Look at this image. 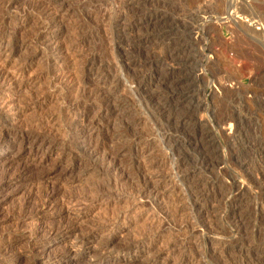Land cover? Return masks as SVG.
I'll use <instances>...</instances> for the list:
<instances>
[{
    "label": "rangeland",
    "instance_id": "obj_1",
    "mask_svg": "<svg viewBox=\"0 0 264 264\" xmlns=\"http://www.w3.org/2000/svg\"><path fill=\"white\" fill-rule=\"evenodd\" d=\"M46 1L0 0V20L14 14L16 17L4 31L15 37L10 45L4 44L13 55L4 59V53L0 65L5 60L4 72L15 74L23 62L30 60L33 64L24 77L28 80L25 90L17 88L15 100L7 106L15 107L14 114L0 110V130L35 133L47 139L45 146L21 145L20 139L0 145V264H184L194 259L192 264H264V0H115L122 9L126 34L117 44L127 62L135 63L127 73L121 89L124 92H119L130 114L121 117L120 111L112 109L117 97L110 95L109 89L100 92L101 99L108 97L110 109L99 119V99L88 103L91 111L87 116L95 117L87 121L96 126L91 142L115 154L116 165L129 179L126 187L123 184L125 190H130L138 178H147L150 160L165 161L154 170L156 179L174 178L171 166L178 160L183 163L181 171L195 174L184 184L166 185L156 205L144 199L149 207L133 211L115 233H100L81 245L75 244L80 250L96 249V254L103 257L100 263L81 253L58 260L54 255L46 257L44 251L49 248L55 255L67 252L73 238L68 237L66 227L78 225L79 233L84 235L95 230L104 216L103 205L92 208L67 201L76 196L90 197L101 190L103 179L95 167L103 166L100 161L91 165L79 150L84 149L81 142L89 132L77 135L74 131L76 138L68 137L70 130L65 126L71 120L77 121L80 114H68L66 110L83 101L79 90H69L88 80L79 77V66L89 53L95 51L102 64L116 68L117 48L111 43V23L100 22L101 14L89 9L88 0H62L65 7L59 19L63 22L55 30L49 29L47 16L36 13L37 5L43 7ZM102 1L110 7L114 0ZM9 4H16L13 7L18 9L12 7L16 12ZM22 8L30 13L23 14ZM219 16L221 19H216ZM38 34H47L61 43L62 58L63 53L69 54L63 58L68 67L54 73L63 81L55 89L51 85L54 74L46 68L55 55L46 42L37 43ZM79 38L86 39L89 47L84 52H67L69 44L65 42ZM132 75L138 79L134 84ZM137 84L144 94L136 91ZM39 88L49 90V99L39 101L40 108L33 110L27 104L32 103ZM29 93L34 97L30 98ZM134 121L139 126L130 128ZM137 132L152 144V136L158 141L166 134L168 145L160 139L141 165L130 152L135 148L133 136ZM118 147L122 152L115 151ZM187 185L193 188L188 197L191 200L174 201ZM46 197L50 198L49 206H43ZM126 206L125 210L131 209ZM47 229L64 232L40 241ZM153 229L160 236L143 241ZM106 241L114 244L108 252L101 247Z\"/></svg>",
    "mask_w": 264,
    "mask_h": 264
},
{
    "label": "bare ground",
    "instance_id": "obj_2",
    "mask_svg": "<svg viewBox=\"0 0 264 264\" xmlns=\"http://www.w3.org/2000/svg\"><path fill=\"white\" fill-rule=\"evenodd\" d=\"M46 1V0H45ZM80 1V0H79ZM120 1V0H119ZM47 4H45V6L43 7H38L37 5V8H36V13H40L41 15L43 16H47L48 20H47V25L50 26L49 29L51 30H55V29H59L60 26H61V23L63 22L62 20H60L59 18V13L60 11L65 7L63 5V2L62 0H50V1H46ZM85 2V1H84ZM82 1V3H84ZM116 2L115 0L113 1L112 4H110V7H108V2H104L102 0H88V6H89V9H92L93 12H96L98 11L102 17L100 19V22H105V23H111L112 25V30H113V33H112V42L111 43H115V48L116 49V60H117V63H118V66L115 67L116 68H113L112 66H108V65H104V63L102 64V60L100 61V58L101 57H98V54H96L95 51H91V53H89L87 59H85L83 61V63L81 64L80 67V70H79V77L82 79H84L85 77L88 78V80H82L79 84L78 87L76 88H70L69 92H73L75 90H79V92H81V96L83 98V101L82 102H76L75 104H71L70 107L66 110V112L68 114L70 113H79L80 114V117L78 118L77 121L75 122H69L67 123V125L65 126L67 130H70V134H69V138H76L72 132L74 131H78L75 132L77 133V135H80V134H84V133H87L89 132V136L90 138H86L83 140V142L81 143H84L83 145H85L84 149H79L80 152H82V154L84 156H86V158L89 160V162L91 163V165H95V162H96V165L97 163H99V161L101 162L100 163V166L102 164L103 168H98L97 166L95 167L96 170H97V174L101 177V179H103V182L102 181H99L98 183H103V188L101 186H98V187H101L102 189L99 191H97V193L94 191L93 193H95L94 195H91L90 197L89 196H86L84 198H81V199H78L77 196L76 198L75 197H71L69 198V201L70 203H74L76 205H80V204H85L84 206H88V207H98V206H102L103 205V210H104V216L102 218H100V220L98 221V227L95 228V230H89L88 232H86L84 235L80 234L79 231L81 230V228L78 227V225H76L78 223L79 220L83 219L84 217H78L77 220L75 221V225L76 226H72V227H66L65 230H66V233L68 234V237L69 238H73V244L70 245V247L67 249V252L65 253H62V254H51L50 251L48 249H45L44 251V254L46 255V257H49V256H53L55 258H57L58 260L60 259H63L64 257H75L77 256L78 254L80 255L81 254H85L87 255L90 260L93 259L94 261L100 263V261L103 259L102 255H98L96 254L97 251L96 249H84V250H80L81 248L78 247L79 245H75L76 243L78 244H82L84 243L86 240L88 239H92V238H95L97 236V234H102V233H107V234H112V233H115V231L117 230L118 226L121 225V224H124V222L126 221V219H128V216L133 212V211H141L142 208H146V207H149L150 203L152 202L154 205H156V203L158 202L159 199L162 198V196L164 195L163 193V188L167 185V186H171V187H176L177 184H184L185 181L188 180V178H190L191 176H193V171L191 172H188L190 170H184L186 172H183V170L181 171V168L183 166V163L180 162L179 160L177 162L174 163L172 167L173 169V172H172V176H174V178H172L171 176L170 177H165V176H162V177H159L156 179V176H153L154 174V170L156 171L157 168H160L164 165L165 161L161 162V161H158V162H152L151 160L148 162V167L146 169L147 172H149V175H147L146 179L145 180H142L140 178H138L137 176V182L134 184L133 187L130 188V190H125L124 187H126V183L129 181V179H127V176H125L123 174V171L120 170V166L118 167L116 165V157H115V154H110L108 153L109 149H105V147L101 146L99 143H92L91 142V138H92V133H94L95 129H96V126H94L93 122H90V121H87L88 117L90 118V116H87L89 113H90V108L88 107V103H90V101L92 99H95L97 101L96 98L99 99V109L96 110V115H97V118L100 119V117H105L106 115H103V112L108 110L109 108V101H108V97L107 98H103L101 99V97H99V93L102 92V91H108V89L110 90L109 92L111 93L110 95H114L117 97V99H113L114 102H113V107L112 109H115L116 112H119L121 113V117H126L128 116L130 113L127 112V106L125 104V102L123 100L125 99H122L120 97H122L123 94H119V92L121 91V89H123L125 87V80L128 79V76H127V73L129 70L132 69V66L133 64H131L130 62L128 63L127 62V59H126V55L123 53L122 49L119 47L120 44L118 45L117 43H120L121 41L123 42V39L126 38V34H125V26H123L122 22H123V16L120 14L122 11L121 6H116L117 4L114 3ZM18 3V2H17ZM39 4V3H38ZM43 4V3H41ZM81 4V3H80ZM10 5V4H9ZM14 5L16 4H11L10 5V8L13 9L15 7H13ZM82 6H84L82 4ZM86 6V5H85ZM13 7V8H12ZM17 7H19L17 5ZM22 7V6H21ZM24 7V6H23ZM29 7V5H28ZM27 6L26 8L29 9ZM8 8V7H6ZM34 8V9H35ZM15 9H18V8H15ZM31 9V8H30ZM33 9V7H32ZM237 9V8H236ZM242 9V8H241ZM14 10V9H13ZM15 11V10H14ZM23 14L26 13H30L28 12V10H24L23 8L20 10ZM38 11V12H37ZM109 11V12H108ZM234 11V10H233ZM241 10H238L237 13H240ZM10 12V11H9ZM13 12V11H12ZM16 12V11H15ZM33 12H35L33 10ZM91 12V10H90ZM92 12V13H93ZM111 12V13H110ZM11 13V12H10ZM35 13V14H36ZM38 13V15H39ZM97 13V12H96ZM230 12H227L226 14H228ZM236 13V14H237ZM242 13H244V10L242 11ZM242 13L240 15H242ZM8 14V13H7ZM12 14V13H11ZM21 14V13H20ZM25 14V15H26ZM33 14V13H31ZM124 14V12H123ZM225 14V15H226ZM232 14V12L230 13ZM229 14V15H230ZM235 14V16H236ZM245 14V13H244ZM243 14V15H244ZM10 15V14H9ZM15 15V14H14ZM13 16H8L7 18H4L2 20H0V44H1V47H0V58L1 56L5 53H7V55L5 56L4 59L6 58H9L12 54V51L11 50H8V46H4L5 43H7L6 45H10L12 42L16 41L14 40V36L12 35H5L4 31L6 30V28L8 27L9 23L12 21V20H15L16 17ZM22 15V14H21ZM99 15V14H98ZM228 15V17H229ZM6 16V15H5ZM19 16V15H18ZM95 16V14L93 15ZM233 16V15H232ZM239 16V15H238ZM62 17V16H61ZM85 17V16H84ZM91 17L92 15L90 16L89 14V20H91ZM98 17V16H97ZM227 17V18H228ZM231 17V16H230ZM237 17V16H236ZM2 18V17H1ZM36 18V17H35ZM44 18V17H42ZM227 18H222L224 20H226ZM235 18V17H234ZM233 18V19H234ZM239 18H241L239 16ZM239 18H236V19H239ZM243 18V17H242ZM39 19V18H38ZM95 19H98L95 17ZM216 19H221V16H219V18L217 17ZM231 20V18H228V20ZM45 20V19H44ZM87 20V19H86ZM46 21V20H45ZM98 21V20H97ZM235 21V20H234ZM244 21V20H242ZM246 21V20H245ZM230 22V21H229ZM232 22V20H231ZM240 22V21H239ZM261 22V21H259ZM46 23V22H45ZM116 24L117 26L114 28L113 25ZM249 25V23H247ZM246 24V25H247ZM255 24V23H254ZM253 23H251V25H254ZM263 24V23H262ZM110 25V24H109ZM243 25V24H242ZM261 25V24H260ZM250 26V25H249ZM256 26V29H257V25L255 24L254 27ZM259 26V24H258ZM264 26V24H263ZM261 26V27H263ZM110 27V26H109ZM249 28V27H248ZM251 30V28H249ZM264 29V28H263ZM58 31V30H57ZM48 32V31H47ZM41 33V32H40ZM51 33V32H50ZM49 33V34H50ZM74 33V32H73ZM81 33V32H80ZM258 33V32H257ZM37 34V33H36ZM75 35V34H74ZM77 35V34H76ZM84 35V34H83ZM35 36V35H34ZM38 36L37 37V43L42 41V42H46V44H48L49 46V50L55 55V58L53 61H51L50 63H46V68L48 69L47 71L50 70L51 73H60L61 70H64L66 68V66L68 67V65L64 62L63 58L67 59L68 57V53H63L65 55H63V58H62V50H63V47L62 45L56 43V41H54V39H51L47 34H38L36 35ZM33 39V38H32ZM76 39V38H75ZM80 40H75L74 42L77 44H72L74 43L73 41L70 42V43H66L65 44H69V46L67 47L66 51L69 52V53H75V52H84L85 51V48L89 47L88 45H90L86 39H83V38H79ZM14 40V41H13ZM67 40V39H66ZM31 41V39H30ZM106 41V40H105ZM23 42V41H22ZM32 42V43H31ZM30 44H33V41H31ZM156 42V41H155ZM25 43V42H24ZM36 44V43H35ZM16 45V43H15ZM26 45H28L26 43ZM43 45V44H42ZM45 45V44H44ZM94 45V44H93ZM100 45V44H99ZM123 45V44H122ZM20 46V45H19ZM46 46V45H45ZM64 46V45H63ZM66 46V45H65ZM92 46V45H91ZM95 46V45H94ZM146 46V45H145ZM31 47V46H30ZM102 47V45H101ZM21 49V47H19ZM91 48V47H90ZM22 49H27V47L25 48H22ZM102 49V48H101ZM37 50V49H36ZM35 50V51H36ZM47 50V49H46ZM65 50V49H64ZM87 50V49H86ZM90 50V49H89ZM88 50V51H89ZM96 50V49H95ZM17 51V50H16ZM33 51V50H32ZM38 51V50H37ZM87 51V52H88ZM100 51V50H99ZM104 51V50H103ZM106 51V50H105ZM50 52V53H51ZM78 52V53H79ZM125 52V51H124ZM99 53V52H97ZM4 54V55H5ZM100 54V53H99ZM19 55V54H18ZM26 55V54H25ZM86 55V56H87ZM74 56V54H73ZM103 56V55H102ZM105 56V55H104ZM17 58V57H16ZM81 58L84 59V57L82 56ZM86 58V57H85ZM113 58V57H112ZM3 59V60H4ZM129 60V59H128ZM30 61V60H29ZM27 62L26 64H23L21 65V69L19 70V73H15V74H8V72L6 73V71L4 72V64H5V60L2 62V64L0 65V110L1 109H4V110H8L10 113L15 110L14 108H12L11 106L10 107H7L9 105V103L13 102L15 100V97L17 96L16 94H18L19 91H17V88H19L20 91H22V88L27 84L28 80L25 81L24 80V77L26 75V72L28 70H30L32 67H33V64L31 62ZM26 62V61H25ZM101 62V63H100ZM116 62V61H115ZM114 62V63H115ZM69 64V63H68ZM77 66V65H76ZM134 67V66H133ZM39 70V69H38ZM78 71V70H77ZM38 73V72H37ZM41 73V72H40ZM57 73V75H59ZM69 75V74H68ZM135 76V75H134ZM54 79L53 82L51 83V85L53 86L52 88H56L59 86V84H61L62 79H59L55 74L53 75ZM62 76L60 75V78ZM66 77V76H65ZM133 77V75H132ZM79 78V79H80ZM132 79V82L133 81H137L138 79L136 77H133L131 78ZM64 80V79H63ZM31 81V80H30ZM29 81V82H30ZM34 81V80H33ZM36 81V80H35ZM40 81V80H39ZM73 81V80H72ZM26 83V84H25ZM131 83V82H130ZM138 83V82H135V84ZM33 84V83H32ZM134 84V82H133ZM78 85V84H77ZM29 86V85H28ZM132 86V84H131ZM129 85V87H131ZM135 87V86H133ZM42 88V87H41ZM24 89V88H23ZM46 89V88H45ZM25 90V89H24ZM49 90H44V89H41L39 88V90L37 91V96L33 99L32 103L30 102V104L28 103L27 107H31L33 110L34 109H38L40 108L39 106V101H42V103L44 101L47 100L48 98V92ZM136 91L139 92V94L143 93L144 91L142 90V88L138 87V84L136 86ZM148 91V90H147ZM51 92V91H50ZM77 92V91H76ZM122 92V91H121ZM120 92V93H121ZM124 92V91H123ZM122 92V93H123ZM13 93V94H12ZM103 93V92H102ZM105 93V92H104ZM135 93V92H134ZM30 94V98H33L34 97V94L31 95ZM144 94V93H143ZM142 94V95H143ZM106 95V94H105ZM141 95V96H142ZM80 96V95H79ZM80 96V97H81ZM109 96V95H108ZM113 96V97H114ZM124 96V95H123ZM135 96V94H134ZM137 96V95H136ZM79 97V98H80ZM110 97V96H109ZM112 97V98H113ZM78 98V97H77ZM76 98V99H77ZM111 98V97H110ZM139 98V96H138ZM29 99V98H28ZM49 99V98H48ZM80 100V99H79ZM78 101V100H77ZM94 102V101H93ZM41 103V102H40ZM31 105V106H30ZM39 105V106H38ZM14 106V105H13ZM24 109V108H23ZM110 109V108H109ZM94 110V111H95ZM16 111V110H15ZM139 111V110H138ZM162 112V111H161ZM16 113V112H15ZM94 113V112H93ZM14 114V113H13ZM12 114V115H13ZM66 114V113H65ZM95 114V113H94ZM105 114V113H104ZM107 114V113H106ZM67 115V114H66ZM92 117H95V116H92ZM92 117L90 119H92ZM105 119V118H104ZM103 119V120H104ZM89 120V119H88ZM97 120V119H96ZM105 122L107 120H104ZM101 122V121H100ZM102 123V122H101ZM108 124V122H106V125ZM155 124V123H154ZM6 125V124H5ZM97 125V123H96ZM100 125V124H99ZM105 125V126H106ZM104 126V125H103ZM134 126H139L138 123H136V121H134L133 123H131L129 125L130 128H133ZM98 127V125H97ZM100 127V126H99ZM127 127V126H126ZM101 128V127H100ZM98 130V129H97ZM129 130V129H128ZM140 130V129H139ZM149 130V129H148ZM125 131V130H124ZM130 131V130H129ZM97 132V131H96ZM142 132V131H141ZM138 133V132H137ZM140 133V132H139ZM135 134L133 136L134 140V149H132L130 152L133 153V158L136 160L138 159L137 162H141V160H143V164H144V161L146 162V160L148 159V157L151 155V150H154L158 147L157 144L159 143H156L158 141H162L163 144H165L166 142H168V137L166 134H163V135H160L161 138L157 141L156 140V137L152 136L155 140V143L152 144L149 142L148 139H146L147 137L143 138V135L142 134ZM153 134V133H152ZM155 134V133H154ZM46 135V134H45ZM85 135V134H84ZM88 135V134H87ZM145 135V134H144ZM173 135V134H172ZM97 136V135H96ZM147 136V135H146ZM158 136V137H160ZM108 137V136H107ZM157 137V138H158ZM50 138V137H49ZM96 138V137H94ZM20 139V142H21V145L22 144H25V145H28V146H31V147H34L35 145H38V146H43L46 142H47V139L44 138V137H41L39 135H36L35 133H18L16 131H12V130H0V145L4 142V141H7V143L11 142V144H14L16 143V141L18 140L19 141ZM68 139V138H67ZM98 139V138H97ZM73 140V139H71ZM78 140V139H77ZM82 140V139H81ZM104 140V139H103ZM74 141V140H73ZM105 141V140H104ZM99 142V141H98ZM18 143V142H17ZM104 144V143H103ZM9 145V144H8ZM81 145V144H80ZM165 145H168V143H166ZM45 146V145H44ZM105 146V145H104ZM157 146V147H156ZM21 147V146H20ZM107 147V146H106ZM123 147V146H122ZM119 148V147H118ZM133 148V147H132ZM168 149V148H167ZM113 150V149H112ZM111 150V152H113ZM115 151H118V152H122L121 148L119 149H115ZM187 151V150H186ZM190 151V150H189ZM178 154V153H177ZM122 156V155H121ZM132 156V155H131ZM132 159V158H131ZM140 159V160H139ZM133 160V159H132ZM1 161V160H0ZM134 162V160H133ZM132 162V163H133ZM138 163V164H139ZM190 163V162H189ZM135 164V163H134ZM138 164L136 166H138ZM141 164V163H140ZM90 165V164H89ZM119 165V164H118ZM142 165V164H141ZM197 166V165H196ZM94 167V166H93ZM137 168V167H136ZM140 168V166H139ZM93 169V168H92ZM171 169V170H172ZM202 169V168H201ZM95 170V171H96ZM196 170V169H195ZM83 171V170H82ZM93 172H94V169H93ZM162 172V170H161ZM167 172V171H166ZM156 173V172H155ZM112 175L111 177L113 178H108V176ZM162 174V173H161ZM145 176V175H144ZM158 176V175H157ZM132 177V176H131ZM99 178V177H98ZM143 178V177H142ZM155 178V180H153ZM136 181V180H135ZM105 182V183H104ZM132 182V181H131ZM123 184L124 187H123ZM132 186V185H131ZM98 187H95V189ZM170 187V188H171ZM185 187V186H184ZM178 189V188H177ZM191 189L193 188H190L188 187V185L185 187V190H183L184 192L183 193H180L178 192L174 199L175 200H179L180 199L182 200L181 202H183L184 200H188L190 201L191 199H189L188 197H190V194L192 191H190ZM170 191V190H169ZM188 192H189V196H188ZM196 192V191H195ZM194 192V193H195ZM198 192V191H197ZM170 193V192H169ZM168 193V194H169ZM180 193V194H179ZM171 194V193H170ZM193 194V193H192ZM52 195V194H51ZM172 195V194H171ZM84 196V195H83ZM195 196V194H194ZM197 196V195H196ZM47 198V197H46ZM170 198V197H169ZM174 198V196H173ZM144 199H148L150 201L149 205H148V202L146 203L144 201ZM205 199V198H204ZM48 201L50 203V198H47L45 202H43V206L44 205H48ZM60 201V200H59ZM66 201V200H65ZM164 201V200H163ZM173 201V202H174ZM193 202V201H192ZM195 202V201H194ZM200 203V202H199ZM191 204V203H190ZM189 204V205H190ZM194 204V203H193ZM75 205V206H76ZM124 205H127L129 207H131L130 210H125L124 209ZM159 205V204H158ZM188 205V204H187ZM188 205V206H189ZM126 206V207H127ZM185 206V205H184ZM194 206V205H192ZM78 207V206H77ZM96 207V208H97ZM81 208V207H80ZM110 208H113L112 210ZM167 208V207H166ZM169 208V207H168ZM181 208V207H180ZM179 208V209H180ZM108 209H110L109 211L111 213H108ZM170 209V208H169ZM185 209V208H184ZM195 209V208H194ZM190 210V209H189ZM175 213L178 211V207H176V210L174 209ZM193 213V212H192ZM196 214L198 215V213L196 212ZM164 215H166L164 213ZM191 215V214H190ZM195 216V215H194ZM193 216V217H194ZM192 217V216H191ZM53 222V221H52ZM82 222V221H81ZM121 222V223H120ZM70 226V225H69ZM96 226H97V223H96ZM161 226V225H160ZM63 228V227H62ZM162 228V227H161ZM160 228V229H161ZM61 229V228H60ZM152 229V228H151ZM42 230V229H41ZM45 230V229H44ZM48 230V229H47ZM57 231V232H56ZM63 231V230H62ZM61 230H52V229H49L47 232L45 233H42V237L40 238V241L42 240H45L49 237H52V236H56L58 235L59 233H62ZM154 232H152L151 234L149 235H145L144 237V240L143 241H146L148 240V238H156L158 236H160V233H157L155 232V230L153 229ZM39 232V231H38ZM37 232V233H38ZM43 232V231H42ZM53 232V233H51ZM56 232V233H55ZM64 232V231H63ZM151 232V231H150ZM148 232V233H150ZM41 233V232H40ZM51 233V234H50ZM58 233V234H57ZM80 234V235H79ZM162 234V233H161ZM62 236V235H61ZM64 236V235H63ZM84 236H86L84 238ZM38 239V238H37ZM107 239V238H106ZM38 241V240H37ZM150 242V241H148ZM72 243V242H71ZM102 243V242H101ZM151 243V242H150ZM149 243V244H150ZM100 244V243H99ZM114 244H112V242H103V245L101 246L102 247V250L103 251H107L108 252V249H113L114 247ZM44 248V247H43ZM116 248V247H115ZM119 250V249H118ZM8 251V250H7ZM81 251V252H80ZM148 251V250H147ZM183 251V250H182ZM5 252V251H4ZM6 253V252H5ZM180 253V252H179ZM194 256V255H193ZM195 260V259H194ZM194 260H189L187 263H184V264H192L194 263ZM180 262V261H179ZM179 264H183L182 262H180Z\"/></svg>",
    "mask_w": 264,
    "mask_h": 264
}]
</instances>
